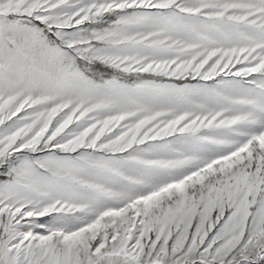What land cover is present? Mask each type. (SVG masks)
I'll return each instance as SVG.
<instances>
[{
  "label": "snow or ice",
  "instance_id": "snow-or-ice-1",
  "mask_svg": "<svg viewBox=\"0 0 264 264\" xmlns=\"http://www.w3.org/2000/svg\"><path fill=\"white\" fill-rule=\"evenodd\" d=\"M0 264H264V0H0Z\"/></svg>",
  "mask_w": 264,
  "mask_h": 264
}]
</instances>
